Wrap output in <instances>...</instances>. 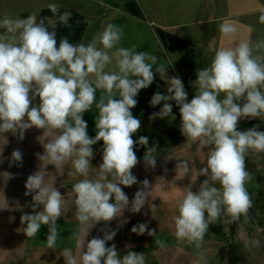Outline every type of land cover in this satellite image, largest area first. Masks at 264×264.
Masks as SVG:
<instances>
[{"label": "clouds", "instance_id": "obj_1", "mask_svg": "<svg viewBox=\"0 0 264 264\" xmlns=\"http://www.w3.org/2000/svg\"><path fill=\"white\" fill-rule=\"evenodd\" d=\"M47 7L55 19L37 13L26 18L7 14L0 18V136L11 133L23 140L25 131L32 128L58 130L54 140L43 144L44 152L38 159L55 168L71 160L73 170L68 174L83 177L73 184L72 192L75 218L84 235L83 239L79 234L75 237L78 256L70 248L59 252L64 264H146L143 252L121 255L114 243L106 246L115 237V230L104 231L101 237L87 242L85 237L95 224L122 217L125 210L138 213L148 204L153 215L157 208L149 203L154 197L153 185L147 179L139 181L140 188L131 201L121 187L138 183L131 172L140 162L135 145L146 149L144 167H156V146L149 147L146 136L132 139L141 121L131 109L137 105L139 91L148 88L157 74L168 86L166 94L156 92L151 97V106L161 102L163 106L150 118L175 119L169 103L174 101L179 108L181 134L197 145L196 151L207 150L204 167L182 190L178 214L172 218L175 238L200 249L210 225L234 224L247 217L253 201L246 188L252 180L246 158L250 151L264 153V131L257 125L239 131L238 124L242 119L264 121V40L249 37L236 42L233 38L239 30L238 21L223 20L218 31L222 39L233 43L217 47L215 40L209 42L207 51L214 55L207 67L197 70L191 82L195 95L188 101L181 78L166 75L170 63H160L156 54L119 46L123 35L119 26L104 24L87 44L71 43L67 37L57 41V24L70 26L71 12L61 13L54 3ZM259 22L264 24V14ZM252 31L249 27L248 32ZM97 90L102 93L98 101ZM37 98L38 104H33ZM94 102L98 109L97 131L89 137L82 116ZM98 141H103L102 162L92 179L91 146ZM22 155L14 149L10 162L22 163ZM189 171V161L179 160L176 179L188 177ZM201 176L205 178L193 191V184ZM11 178L7 174V179ZM167 183L160 176L155 184L163 187ZM24 187V195L32 196L33 214L21 215L20 223L26 225L22 231L33 238L42 226H47L46 248L55 250L64 195L53 185L45 186V172L41 170L29 175ZM257 231L264 229L257 226ZM131 232L147 233L161 249L167 246L147 222L134 225ZM259 244V240L246 241L249 248Z\"/></svg>", "mask_w": 264, "mask_h": 264}, {"label": "crops", "instance_id": "obj_2", "mask_svg": "<svg viewBox=\"0 0 264 264\" xmlns=\"http://www.w3.org/2000/svg\"><path fill=\"white\" fill-rule=\"evenodd\" d=\"M123 2L120 5L124 11ZM50 3H54V0H0V18L4 14L13 18L18 16L26 18L32 13L39 14L41 10L48 8L47 5ZM223 3L225 13L220 19L228 17L230 20L238 21L239 30L233 40L238 42L240 39L249 38L253 31L249 33L248 28H252L251 24L255 16L264 14V0H223ZM54 4L60 8L74 10L70 7H63L64 3L60 4L58 1ZM124 12L140 19V17ZM164 29L162 30L169 32L168 28ZM261 31L264 35V30ZM171 34L191 44L194 51L196 75L198 60L195 45L197 44L191 37L192 32L189 35L180 32ZM194 35L196 38L200 37V34ZM212 38H217L215 40L217 47L231 46L233 43V40L222 39L217 30L212 34ZM174 56L176 59L178 55ZM172 71L174 72V69ZM158 84L162 83L158 81ZM191 90L192 86L189 93ZM153 94L152 88L148 87L140 90L136 97L138 102L131 112L134 117L140 119L141 127L132 135V139L136 141L141 136H146L149 142L148 146H156V167L154 169L144 167L143 156L146 149L138 144L135 145L134 150L140 162L131 169V172L137 177L138 183L131 187H121L131 201L134 193L140 188L139 181L147 179L150 185H153L152 197L154 198H149V203L155 204L157 208L152 215L149 205L145 204L138 213L125 210L122 217L114 218L109 222H99L89 229L85 237L86 242L92 237H101L104 231L115 230V237L106 246L114 243L121 255L126 254L127 251L143 252L146 264H264V231H257V226L264 229V153L255 154L250 151L246 158V169L252 175V180L246 183V188L253 201V207L249 210L248 216L241 217V220L234 224L210 225L200 249L179 242L174 235L172 218L178 214L177 205L183 196V188L190 183V179L196 171L204 167L202 161L206 158L207 150L205 149V152L196 151L197 145L191 144L181 134L179 114L173 113L175 119L170 117L150 118L152 113L158 112L163 106L160 104L155 107L150 105L149 101ZM95 95L98 101L101 94ZM187 98L189 101V94ZM92 106H96L95 103ZM152 109L154 111H151ZM91 111H88L91 115H83V120L87 122L88 136L94 137L97 131L95 117L98 115V109ZM253 125H257L258 130L264 131V121L259 119L240 120L238 130L244 131ZM58 134V130L32 128L25 131L23 140H18L11 133L3 134L4 137L0 136V264H64L63 257L59 256V252L63 248L72 249L73 253L78 256L75 237L79 234L83 239L84 234L75 218L76 209L73 204L72 186L83 177H73L68 174L73 170L71 160L55 168L51 164L45 165L47 161L38 159V155H42L44 152L43 144L51 142ZM91 147L94 156L91 160L93 169L90 178L95 179L97 171L95 168H98L102 162L103 141H98ZM14 149H19L22 152V163L10 162ZM183 159L189 161L188 177L176 179V164ZM39 170L45 172V186L53 185L64 195L63 215L57 220L59 236L55 250L46 248L47 226H42L35 237L28 238L22 231L26 225L20 223L22 214H33V209L30 207L32 196L24 195L26 178ZM257 171L259 174L256 173ZM7 174H11L13 178L7 179ZM160 176L168 181L163 187L155 184L157 177ZM204 178L202 176L197 178L192 186L193 191L198 190L199 183ZM125 220L127 222L123 223ZM144 222L148 223L149 229H155L160 239L166 241L167 246L164 249L156 246L155 238L148 236L147 233L137 235L131 232L134 225ZM253 240L260 241L259 247H246V241ZM201 253H203V260L200 259Z\"/></svg>", "mask_w": 264, "mask_h": 264}, {"label": "rangeland", "instance_id": "obj_3", "mask_svg": "<svg viewBox=\"0 0 264 264\" xmlns=\"http://www.w3.org/2000/svg\"><path fill=\"white\" fill-rule=\"evenodd\" d=\"M57 1L60 4L64 3L63 7H70L84 17L86 27L81 43L87 44L94 34L102 30L104 24L114 23L123 32L119 46L134 47L138 51H146L158 55L160 63H170L166 73L169 77H176L171 67L175 56L159 44L155 29L168 28L171 33L180 32L184 35H189L192 32V36H190L197 44L195 47L198 60L197 70H199L211 63L213 53L207 51V46L208 42L217 39L212 38V34L216 30L218 31V25L223 20H230L228 17L220 19L225 13L223 0H124V2H134L140 11V19L127 15L121 9L120 3L123 0H54V3ZM251 25L253 29L250 35L251 40H264V35L261 31L264 30V24L259 22V16H255ZM196 33L200 34V37L196 38L194 35ZM206 34L207 36H204ZM111 67L113 66L109 65V68ZM158 81L162 84H158ZM167 86L166 81L162 80L157 74L149 87L152 88L154 93L166 94ZM96 94L102 93L97 90ZM194 95L195 90L192 87L191 93H189V101ZM38 102L37 98V100L33 101V104H38ZM160 105H163V102ZM94 109H96V106H91V110L93 111ZM84 114L91 115L88 111L87 113L84 112ZM256 173L259 174V171Z\"/></svg>", "mask_w": 264, "mask_h": 264}, {"label": "trees", "instance_id": "obj_4", "mask_svg": "<svg viewBox=\"0 0 264 264\" xmlns=\"http://www.w3.org/2000/svg\"><path fill=\"white\" fill-rule=\"evenodd\" d=\"M123 9L129 14L137 17H141L140 11L135 6L134 2L126 1L123 4ZM60 12L69 11L71 12V19L69 21L70 26L57 24V41L61 37H67L71 43H80L81 38L86 27L84 17L71 9L60 8ZM41 17H53V14L48 8L43 9L38 14ZM55 19V17H53ZM157 40L163 48H166L172 55H178L177 58L172 62V67L176 76L180 77L183 81L184 89L189 94L191 89V82L195 80V68H194V51L191 44L177 37L169 32L162 29H155ZM173 105L172 112L175 115L179 114V108L175 105L174 101H171ZM151 111H154L152 109Z\"/></svg>", "mask_w": 264, "mask_h": 264}]
</instances>
